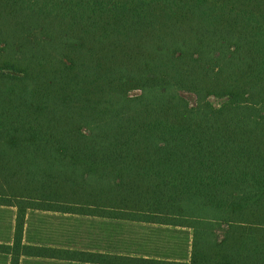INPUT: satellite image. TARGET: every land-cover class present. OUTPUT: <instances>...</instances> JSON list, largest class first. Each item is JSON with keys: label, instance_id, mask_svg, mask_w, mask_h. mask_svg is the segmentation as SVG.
<instances>
[{"label": "trees", "instance_id": "obj_1", "mask_svg": "<svg viewBox=\"0 0 264 264\" xmlns=\"http://www.w3.org/2000/svg\"><path fill=\"white\" fill-rule=\"evenodd\" d=\"M0 207L4 264H264V0H0ZM27 211L185 244L53 249Z\"/></svg>", "mask_w": 264, "mask_h": 264}, {"label": "rangeland", "instance_id": "obj_2", "mask_svg": "<svg viewBox=\"0 0 264 264\" xmlns=\"http://www.w3.org/2000/svg\"><path fill=\"white\" fill-rule=\"evenodd\" d=\"M182 96L191 105L195 104L194 96L185 93ZM14 215V209L0 207V236L7 234L9 228L13 227ZM25 224L26 238L30 244H42L53 249L66 247L73 251L89 249L99 253L160 255L172 246L180 249L185 244V239H177L179 233L165 229L156 233L153 232L157 229L155 227L122 224L117 226L115 233H110L109 223L105 221L62 216L58 213L27 211ZM0 264H4L1 258ZM24 264L58 263L39 259L27 260Z\"/></svg>", "mask_w": 264, "mask_h": 264}]
</instances>
